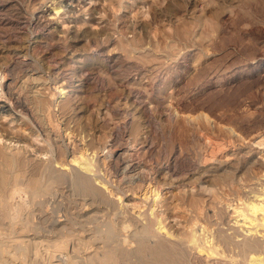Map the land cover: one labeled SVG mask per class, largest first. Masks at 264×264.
<instances>
[{
	"label": "rangeland",
	"instance_id": "rangeland-1",
	"mask_svg": "<svg viewBox=\"0 0 264 264\" xmlns=\"http://www.w3.org/2000/svg\"><path fill=\"white\" fill-rule=\"evenodd\" d=\"M14 1L23 8L28 7L24 9L29 15L41 6L56 19L53 33L42 34L41 42L29 46L27 57L38 68L37 79L28 78L20 68L14 74L19 89L30 99L34 116L21 113L6 96L0 95V127L7 131L0 138V155L14 160L6 165L0 158V169L7 175L5 184L0 185V201L24 200L11 211L13 215L21 212L20 216L30 223L27 231L13 232L10 217L4 218L0 236L25 239L38 234L37 231L42 233L36 238L45 239L50 230L53 236L63 235L57 231L66 224L74 232V239L79 236L90 243L68 264H207V260L198 258L186 245L160 234L156 226L162 220L175 232L181 229L188 233L198 223L199 231L202 225L207 226V232L227 229L233 211L230 203L237 202L239 189L237 181L231 182L232 176L250 170L264 171L261 158H264V0ZM54 5H61V11L54 12ZM13 16L12 12L0 11L3 65L15 57L14 49L25 43L31 32L24 19ZM155 25L163 27L168 34L169 46L155 44ZM1 63L0 82L4 79ZM63 87L68 91L62 92ZM126 100L132 112L123 108L122 101ZM135 103L144 108L136 109L132 106ZM40 124L66 134V141L76 138L77 155L83 148H88V152L96 148L109 154L111 138L116 136L124 141L131 130L133 136L138 134L149 140L147 154L155 162L164 164L173 153L193 162L182 170L193 173L192 180L202 169L203 153L214 144L217 150H222L248 141L253 154L237 173L228 164H221L218 174L212 176L214 189L203 186L202 191V186L196 185V200L184 211L177 212L182 215L178 217L170 212L166 214L158 205L156 215L150 211L149 203L140 198L130 200L136 206L131 210L102 200L84 199L79 189L75 186L70 189L69 182L60 179L54 180L51 192L41 201L20 188L30 180L51 181L61 167L56 160L66 162L69 171L80 165L71 164V154L57 150L55 139L45 136ZM16 173L20 174L17 181L13 179ZM223 181L227 184L223 185ZM54 196L61 197V201L54 200ZM193 213L190 218L184 215ZM58 219V223L62 220L66 223H55ZM145 222L152 229L150 234L141 231L140 224ZM110 224L115 230L111 240L104 236ZM64 235L71 238L68 248L73 246L71 232ZM94 235L105 240L93 238ZM153 246L166 248L168 260L164 262L153 255L150 249ZM8 248L11 254L7 257L11 259L18 249L11 244ZM33 257L35 252L30 250L25 259L14 257V264H33Z\"/></svg>",
	"mask_w": 264,
	"mask_h": 264
},
{
	"label": "bare ground",
	"instance_id": "bare-ground-1",
	"mask_svg": "<svg viewBox=\"0 0 264 264\" xmlns=\"http://www.w3.org/2000/svg\"><path fill=\"white\" fill-rule=\"evenodd\" d=\"M61 5H54L53 8L56 9V11L54 10V12L56 13L60 12ZM40 7L41 6H39L34 12L32 11L33 13L29 15L27 13L28 11L25 10L28 9V7L27 8L24 7L25 8L24 9L23 6H19L17 2H15L14 0H0V11L1 10L9 11L12 12L13 15L19 17L20 19H24L22 20L23 23L25 24V26H27V29L30 28L31 30L29 36L25 38L26 39L25 43L23 42V44L20 47H16L14 49L13 53L15 57L10 59L9 61L7 60V62L4 63V65L0 62L3 65L2 69L4 70V75H3L4 79H2L3 80L2 82H0V87H1L0 90L2 92L0 95L6 96L13 105V107L20 110L21 113L32 116H34L35 113L34 108L30 104V99L28 98V95H25L20 90L21 88L19 89L20 85L18 83V79H16V76L14 74L16 73L18 68H20V71L22 70L26 71V73L28 74V78H33V80L34 79L36 80L38 77L36 75L38 68L32 66L30 63V59L27 57L30 55L29 46L31 45L32 47V44L39 42L41 40L42 34L47 36L52 34L53 23L55 22L56 19L55 16H51V15L49 16L46 13V11ZM23 13L28 14V16L26 15L24 16ZM155 26H154L155 32L153 38L155 44L157 46H162V47L169 46L168 34L165 32L163 27H160L159 25H158L159 27L157 25ZM61 91L65 92L68 91V89H64L63 87ZM37 99L42 100V98L40 97H38ZM122 106L123 108L126 109V111L129 110L131 111V104L127 102V100L122 101ZM132 106L136 107V109L139 110L144 108V106L136 105V103L133 104ZM40 128L46 134L45 136H47L48 138L55 139V143L57 144L56 145L57 150L59 149L60 151L62 149L65 152V154L69 153L72 155V158L70 159L71 164L75 165V163L73 162H78L80 165L79 166L80 168L74 166V168H72V170L69 171L66 169V167L68 166L65 165L66 162L56 160L57 162H59L61 167L59 171H56V174L54 176L52 175L51 181L43 182L39 179L33 181L30 180L27 182L24 188H20L21 191H26L30 193L33 196V198L38 197L39 198L38 200L41 201L45 200L43 199L45 194L51 192L52 183L54 182V180L60 179L69 182L68 186H70V189H72V187L74 186L75 188L79 189L84 199H87L88 197L91 200H102L103 202L105 201L109 205H114L115 207H119L125 210H131L132 207L134 208L136 206H133L134 204H132L130 200H137V198H140V200H145L147 201V203H149V207L151 209L150 211L152 213H155V208L158 205V208L161 207L162 209H164L166 214L170 212V215L178 217V216H182L181 214H179L180 211L181 212L184 211L185 207H187L188 205L191 206L193 204V200H196L197 198L195 195L196 185L202 186L203 188L202 191L205 190V188L212 189L213 186H215V182H213L214 179L212 178V176L218 174L217 171L220 168H222L219 167L221 164L223 166L228 164V166L233 167L235 169L234 172L237 173L238 171L241 170L240 166L246 162V158L251 154H253V149L251 147V144L247 143L248 141L247 142L245 141L246 144L238 143L239 146L234 148L228 147L226 149L223 147L224 149L222 150L220 148H219L220 150H217L218 148H216V145L214 144L213 147L211 146L209 151L203 153L202 165L200 164L202 169L199 175L195 177V180H192L191 175L193 173L190 174V171L182 172V170H184L186 166H191L193 162L191 163V161H187V159L184 158L185 156L182 157L180 154H176V153H173L170 159L164 164L159 161L155 162V160L151 157V155L147 154V150L150 147V146L148 147V145H150L149 140L147 138L138 136V134H135L133 136L131 130L128 133L124 132L126 133L125 136L126 138L124 141H121L116 136L111 138V141L108 143L109 154L101 153V151L96 150V148L95 150L93 151L91 150L90 152H88L87 150L88 148L84 149L82 147L83 150L81 148L80 150L82 151L80 152L79 155H77L76 151L78 148L77 145L78 143L75 136H74L75 139H73L72 141L70 140L72 139L71 137L69 138L68 141H66L65 138L66 134L63 135L61 133H57L55 129L50 125L40 124ZM5 134L7 135V131L5 132L4 128L0 127V138L3 139ZM256 143L254 144L256 145ZM258 143H261V141ZM107 155L111 156V159H108ZM1 157L6 165H11V163L14 161L5 154L0 155V158ZM261 158L264 163L263 156H261ZM194 172H197V170ZM19 177L20 174L16 173L13 179L17 181ZM94 179L98 181L95 182ZM6 180H7L6 172L0 169V185H4ZM234 181H237V183L239 184V189L236 193L237 202L236 201L234 203L229 202L230 206H232L233 211L231 214L232 218L228 222L227 229L219 228L216 232H211V231L207 232L209 231V229L208 230L206 229L207 226L202 225L201 228L202 230L199 231L198 229L201 226L197 220V223L199 225L192 226L190 232L184 233V231L181 229H178L175 232L167 228V226L163 223L162 220H159L158 225L156 226L157 231L164 236L173 237L176 240V242L186 245L187 248H189L191 251L196 253V256L198 258L200 259L204 258L205 260H207V264H264V171L259 173L258 171L250 170V172L246 174H234V176H232L231 182ZM225 184L227 183L223 181V185ZM203 186H205V188ZM16 191H19L18 188H16ZM53 194H56V192H53ZM60 198L61 197L59 196H54V200L61 201ZM21 201L23 202L24 200ZM21 201L19 202H15L13 200L0 201V226L2 225L4 218L10 217V226L13 228V229L11 228L13 232L17 231L16 229L18 230L21 229L22 231H27L29 229V225H30L29 220L28 219L26 220L24 216L21 217L20 216L21 212L20 213L18 212V214L13 215L11 211V208L13 206L19 207ZM22 209L23 207L20 208V210ZM174 212L175 214H172ZM184 215L185 217L190 218L195 214L193 213L189 215L186 214ZM62 216L65 217V214H63ZM52 218H54L55 220V217ZM59 220L60 219L56 220L55 223H58L57 221ZM232 220L233 222H231ZM59 223L61 224L66 223V221L62 220ZM84 223L87 224V221ZM49 224L51 223L49 222ZM103 224L104 223H102V225ZM140 225H142L140 227H143L141 231H144L145 233L148 234L151 233L152 229L150 225L146 224V222ZM65 226L66 224L61 226L62 228L57 231L58 233L63 235L53 236V232H51L50 230V232L48 231V233H46L49 234L50 237L48 236V238L45 239H37L36 235L42 233L37 231L36 233L38 234H33L31 237L25 239H23V237L22 239H11L0 236V264H14L16 262V261L14 262V257L17 256L20 259H25L29 254L30 250H32L33 253L35 252V257H33L32 260L33 264H68V261L73 259L72 257L75 256L76 253L78 254L80 250L82 251L84 249L85 247L84 245L89 243V240L86 238L82 239V237L80 238L79 236H76L74 239L73 237L75 235L72 237V234H74V232L69 231L70 229H68ZM107 227H108V231H104L107 229ZM107 227L105 226L106 229L101 227L104 229L103 230L104 232L106 233L108 232V234H104V236L107 235L109 239L110 237L113 238L111 234L115 232V230L113 231V227L111 224L108 225ZM65 232L68 233L71 232V237L75 241L74 245L69 246V248L67 244H69L71 238L70 237L66 238L64 235ZM98 232L97 234H99ZM1 234L4 235V233ZM94 236L92 237L97 239H99L98 237H100L96 235ZM100 238L105 240L104 239L105 237L103 238V236ZM94 241L97 240L94 239ZM10 244L16 245L18 250L16 249L17 251H15V253L16 252L19 253V255H15V253L14 254L12 253V258H11L12 260L7 257L8 254H11L10 253L11 251L8 248ZM89 244H87L86 246H88ZM150 249L153 255L159 256L161 259H163L164 262L168 260L169 253L167 252L168 250L166 248L162 246H153L150 247Z\"/></svg>",
	"mask_w": 264,
	"mask_h": 264
}]
</instances>
